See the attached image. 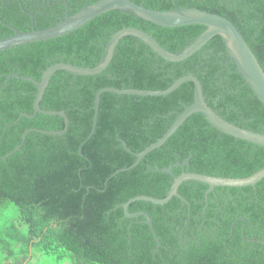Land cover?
Listing matches in <instances>:
<instances>
[{"label": "trees", "instance_id": "trees-1", "mask_svg": "<svg viewBox=\"0 0 264 264\" xmlns=\"http://www.w3.org/2000/svg\"><path fill=\"white\" fill-rule=\"evenodd\" d=\"M66 1L70 14L86 2ZM131 1L155 10L171 9L175 2L226 17L264 70L261 0ZM64 15V3L0 0V39L13 34L10 26L30 30L32 16L34 27L42 29ZM129 26L146 31L171 52L205 29L200 24L163 27L114 9L63 35L1 49L0 157L27 128L64 126L61 116L42 113L15 121L21 112L32 113L36 87L16 77L2 85L7 75L39 80L58 61L94 66L110 35ZM187 73L199 79L206 103L221 117L264 133V105L237 73L220 36L181 61H166L139 38L124 36L100 73L57 70L51 75L39 105L65 111L64 134L30 131L19 150L0 158V264H264V177L254 186H215L206 201L208 185L185 180L178 187L180 197L163 204L131 202L130 212L150 215L154 233L144 216H124L123 202L139 194L164 197L173 176L183 170L243 177L264 166V147L219 131L195 112L135 166L115 173L130 166L134 153L160 137L193 101L192 82L163 96L102 92L94 132L84 141L101 87L164 89ZM185 157L183 168L173 166L171 175L161 171Z\"/></svg>", "mask_w": 264, "mask_h": 264}, {"label": "water", "instance_id": "water-1", "mask_svg": "<svg viewBox=\"0 0 264 264\" xmlns=\"http://www.w3.org/2000/svg\"><path fill=\"white\" fill-rule=\"evenodd\" d=\"M261 1L264 6V0ZM114 9L126 13H132L138 18L163 27H175L186 24H200L204 25L205 29L197 37L190 41L184 48L179 51L171 52L161 46L159 42L146 31L131 26L123 27L110 35L105 44L99 61L94 66H78L70 62L58 61L46 67L41 73L39 80H36L28 75H21L16 72L9 73L2 85L7 82L8 78L16 77L20 80L29 81L36 87L32 105V113L29 114L26 112H21L19 117L15 121H17L21 116L30 118L33 117L36 113H42L46 115L61 116L63 118L64 126L60 130H46L33 127L25 129L21 136V141L11 151L1 156V159H6L15 150H19L26 138V135L30 131L48 135L64 134L67 130L68 125V117L65 111L43 109L39 105V102L43 96L44 90L51 75L57 70H65L74 75H92L100 73L108 66L109 62L111 61L118 41L122 37L128 35L135 36L142 40L158 56L162 57L166 61H181L200 49L211 37L215 35L220 36L224 43L227 54L236 67L237 73L242 76L245 83L249 85L255 96L264 105V70L258 62L255 54L248 46L247 42L238 31V29L233 25V23L226 17L218 13H213L196 7H179L175 2L174 6L171 9L155 10L145 7L142 3H134L131 0H96L92 3H89L88 0H86L83 6L80 7L77 11L70 14L68 10H66L65 15L61 19H59V21L46 28L36 29L34 27L33 20L32 27L28 31H20L14 26H10L11 28H13L14 32L9 36L0 39V50L27 42L39 41L63 35L78 28L100 13ZM187 81H190L194 84L193 101L183 108V110L176 116V118L172 121V123L160 137H158L154 142L147 145L139 152L134 153L135 161L130 166L117 169L115 173L130 169L135 166L146 153L162 145L183 123V121L189 115L195 112L201 113L206 118V120L219 131L232 137L264 147V133L238 126L224 119L206 103L201 83L199 79L192 73H187L175 78L172 83L164 89L151 90L136 88H116L110 86L101 87L94 94L92 127L84 141H86L94 132L98 115L99 98L102 92L111 91L117 94H132L138 96H163L171 93L182 83ZM123 146L128 149L126 147V143L124 142ZM79 153H81V150H79ZM188 158L189 157H185L181 162L177 161L174 164L169 165L168 167L162 168L161 171L171 175L172 167L178 165L183 168L184 165L188 163ZM263 177L264 166L257 169L253 173L243 177L216 176L183 170L180 174L173 176L170 187L164 197L158 198L150 195L139 194L123 202L121 204V207L123 208L125 217L131 218L136 217L137 215L144 216L146 223L149 224L151 231L154 233L150 215L144 211L130 212L128 210V207L131 202L136 200H146L155 204H163L167 202L172 196L180 197V194L178 193V187L185 180L199 181L207 184L208 187L204 193V200L206 201L208 192H210L215 186H254L256 182ZM155 239L157 240L156 236Z\"/></svg>", "mask_w": 264, "mask_h": 264}, {"label": "flooded vegetation", "instance_id": "flooded-vegetation-1", "mask_svg": "<svg viewBox=\"0 0 264 264\" xmlns=\"http://www.w3.org/2000/svg\"><path fill=\"white\" fill-rule=\"evenodd\" d=\"M32 3L33 6H39L40 3L46 4L48 2L50 5H53V3H64L65 5V12L69 9V4L66 0H27V3Z\"/></svg>", "mask_w": 264, "mask_h": 264}, {"label": "rangeland", "instance_id": "rangeland-1", "mask_svg": "<svg viewBox=\"0 0 264 264\" xmlns=\"http://www.w3.org/2000/svg\"><path fill=\"white\" fill-rule=\"evenodd\" d=\"M32 20L34 21L33 16H32ZM31 27H32V24H31ZM12 209H14V208H12ZM12 218H13V216H12ZM11 221H12V220H11Z\"/></svg>", "mask_w": 264, "mask_h": 264}, {"label": "bare ground", "instance_id": "bare-ground-1", "mask_svg": "<svg viewBox=\"0 0 264 264\" xmlns=\"http://www.w3.org/2000/svg\"><path fill=\"white\" fill-rule=\"evenodd\" d=\"M33 128H35V127H33ZM60 130V129H59Z\"/></svg>", "mask_w": 264, "mask_h": 264}]
</instances>
